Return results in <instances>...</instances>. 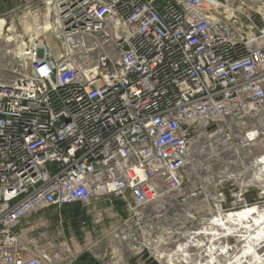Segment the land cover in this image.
Masks as SVG:
<instances>
[{"label": "built area", "instance_id": "built-area-1", "mask_svg": "<svg viewBox=\"0 0 264 264\" xmlns=\"http://www.w3.org/2000/svg\"><path fill=\"white\" fill-rule=\"evenodd\" d=\"M3 21L0 264H74L63 232L34 237L29 220L61 226L76 204L118 201L110 249L134 258L170 194H208L181 233L264 205V18L234 0H31L19 27ZM204 175L213 190L187 189Z\"/></svg>", "mask_w": 264, "mask_h": 264}, {"label": "rangeland", "instance_id": "rangeland-1", "mask_svg": "<svg viewBox=\"0 0 264 264\" xmlns=\"http://www.w3.org/2000/svg\"><path fill=\"white\" fill-rule=\"evenodd\" d=\"M31 0H0V18L4 19V16L9 14V17H12V19L15 20V26H18L17 19H20V17L23 15V13L26 12L27 4ZM236 7L241 6V8L245 11V13L255 19V22L260 25L261 20L263 19L262 12L259 11L256 7V1L255 0H234ZM258 13V14H257ZM0 50L1 46H4V41L0 40ZM247 129H249L247 127ZM258 144V143H257ZM256 143L252 145V150L256 152H261L263 150L264 145L259 143L257 145ZM194 154V157L197 160H201L202 154H205V152L200 153L199 156H196L193 149L191 150ZM201 157V158H199ZM206 176V175H205ZM201 177V176H200ZM202 181V179H201ZM207 183V182H206ZM187 189L192 190L194 186H200L201 188L206 187L208 190H213L215 188L214 184L210 182L209 184L204 185L200 184V180L198 178H193L189 180V182L186 184ZM229 190H233V187H229ZM192 191H188L186 193L185 197L189 198L188 201L182 204H173V202L168 201L167 205L164 203V205H161L159 207L158 212L159 213H152V211L147 212V219H144L143 224L147 225L151 222L153 223L154 227H151L152 232V238L153 235H157V232H162V237L158 235V237H161L163 242L162 244H154V246L157 248L156 252L154 250H148L145 251L142 258H134L133 255H129L128 252H122L119 253L120 255H113L111 252V249H113V242L111 243L110 235L111 233L121 225L123 219L125 216H121L123 214L116 213V211H119V208L116 207L118 201L113 203L112 205H109L107 203H100L98 206H96V210L93 213H90V209H87L89 214L87 216H83L81 221H78L77 224H74V219L71 216V212L62 210L59 214L61 219L63 221H66L64 225L59 226L57 224V218L55 217L57 213H49V214H40L37 216L32 217L29 220V223L36 228V223L47 221V229H38L34 233H31L32 236L38 237L39 234L45 233L47 238H55L57 237V232H63L64 233V242L68 244L71 248L74 249V252L78 254L77 260L74 264H181V261L179 260H172L170 258H157V255L159 253H162V249L167 248L166 245L170 246L173 245L175 241H177V234H185L189 231H192L190 233L198 234L201 232H196V230L200 229H193L190 228L186 232H179V228L175 227V233L171 237H168L170 233L174 232H164L163 230H158L160 225L162 223L165 224H174V220L172 218H169L170 222H163V218L166 213H169L170 215H180L183 223L185 224L187 219H193L194 213H196L199 210L200 201L205 200L207 196H199L194 195L190 198V193ZM180 194H183L180 193ZM200 195V194H199ZM254 194L251 195L250 200L254 198ZM178 195L174 198H177ZM203 197V198H202ZM198 199V200H197ZM200 200V201H199ZM172 203V204H171ZM119 205V204H118ZM169 205V206H168ZM123 208V207H122ZM110 209V210H108ZM190 212L189 214H185V212ZM152 213V214H151ZM235 213V212H234ZM221 215V214H220ZM122 217L121 219L119 217ZM58 217V216H57ZM155 217V218H154ZM216 217V216H215ZM212 218V217H211ZM211 221V219H210ZM189 222L187 224V227H189ZM73 223V224H72ZM141 222L140 227L143 225ZM181 226V227H182ZM207 226V224H206ZM39 233V234H38ZM228 233V232H227ZM230 236V243H228L229 247L236 246L237 242L233 235L228 233ZM157 237V236H156ZM154 239V238H153ZM155 240V239H154ZM157 240V238H156ZM93 245L98 246L97 252H92L91 247ZM165 245V247H163ZM111 248V249H110ZM160 251V252H159ZM205 254V253H203ZM150 255V258H149ZM131 256V257H130ZM231 258L235 256V254H231ZM137 257V256H136ZM149 258V259H148ZM190 263H198V264H204V258H201L200 255L196 253H192L190 257Z\"/></svg>", "mask_w": 264, "mask_h": 264}, {"label": "bare ground", "instance_id": "bare-ground-1", "mask_svg": "<svg viewBox=\"0 0 264 264\" xmlns=\"http://www.w3.org/2000/svg\"><path fill=\"white\" fill-rule=\"evenodd\" d=\"M255 1L257 9L263 13L262 16L264 18V0ZM4 24L5 23L3 19L0 18V40L6 42L9 40V38L2 36ZM13 28L14 26H12L11 30H13ZM195 163L196 160H194L191 155H189V165L191 164L190 168H193ZM194 176L196 175H193L192 177ZM206 180L207 178L204 175V177H202L201 183L206 185ZM176 196L177 194H170L163 198L161 202H158V204L152 207V210H154L152 213H159V207L165 202H174V197ZM205 196L208 197V194ZM207 197L205 198L207 199ZM189 213L190 212L188 211L185 212V214ZM162 218L164 220L163 222H170L169 218L174 220V224L162 223L158 229L160 231L163 230L164 232H174L170 233L168 237L176 234L174 228H181L183 223L180 215H170L169 213H166V215ZM149 226L154 227L152 222L149 224ZM224 229L227 231H237L228 232L234 236L237 242L236 246H228V243L226 242L228 238L226 232H224ZM200 231L201 233L198 234L190 232L187 234H177V241H175L173 245H166L167 248L162 249V253L159 251L160 253L157 255V258H170L172 260L176 259L181 261V264H193L190 263V257L194 252L198 255L201 253V258H204V264H264V205L248 206L244 209L236 211L235 213L232 212L229 214L219 215V217H212L211 224L205 226L204 229H200ZM162 234V232H157V237L153 235V238L156 242L155 244H162ZM158 235L161 237H158ZM216 235L219 237V239L215 238ZM111 236L112 234L110 237ZM191 238H193L195 241ZM111 239H113V237L110 238V240ZM131 242V247H133L136 243L132 240ZM218 244H221L220 247H218ZM163 247H165V245H163ZM152 249L153 252L154 250L155 252L157 250L155 246H153ZM97 250L98 246L93 245L91 247L92 252H97ZM231 254H235V256L231 258ZM194 264L198 263L196 262Z\"/></svg>", "mask_w": 264, "mask_h": 264}, {"label": "crops", "instance_id": "crops-1", "mask_svg": "<svg viewBox=\"0 0 264 264\" xmlns=\"http://www.w3.org/2000/svg\"><path fill=\"white\" fill-rule=\"evenodd\" d=\"M102 204V203H105V202H103V201H99V202H94V203H92L90 206H88V207H86L85 208V216H87L88 214H89V212L87 211V209H90V213H94L95 212V210H96V206H98L99 204ZM119 204V205H118ZM116 207H118L119 208V211L117 210L116 211V213H121V214H123V215H121L122 217L123 216H125V212H124V210H123V208H122V206H121V204L120 203H117V205H116ZM108 210H110V209H108ZM119 217L120 219L122 218V217ZM32 226V228L34 227L33 225H31ZM36 229L38 230V229H41V228H43V229H47L48 227H50V226H47V221H44V222H40V223H36ZM73 249V248H72ZM74 250V249H73Z\"/></svg>", "mask_w": 264, "mask_h": 264}, {"label": "flooded vegetation", "instance_id": "flooded-vegetation-1", "mask_svg": "<svg viewBox=\"0 0 264 264\" xmlns=\"http://www.w3.org/2000/svg\"><path fill=\"white\" fill-rule=\"evenodd\" d=\"M62 210H66V211H69L71 212V216L73 217L72 219H74V224H77L78 221H81V219L83 218V216H85V208L82 207L81 205L79 204H76V205H73V206H70V207H65L63 208ZM61 210V211H62ZM60 211V212H61ZM51 213H54V212H51ZM56 217V216H55ZM66 221H63L62 220V223H61V226L65 224ZM73 224V223H72Z\"/></svg>", "mask_w": 264, "mask_h": 264}]
</instances>
